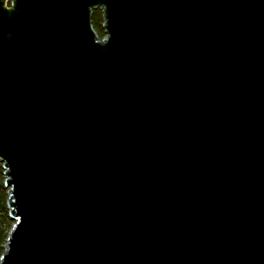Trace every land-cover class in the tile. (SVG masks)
Listing matches in <instances>:
<instances>
[{"label":"water","instance_id":"water-1","mask_svg":"<svg viewBox=\"0 0 264 264\" xmlns=\"http://www.w3.org/2000/svg\"><path fill=\"white\" fill-rule=\"evenodd\" d=\"M7 1L0 264H264V0Z\"/></svg>","mask_w":264,"mask_h":264},{"label":"trees","instance_id":"trees-1","mask_svg":"<svg viewBox=\"0 0 264 264\" xmlns=\"http://www.w3.org/2000/svg\"><path fill=\"white\" fill-rule=\"evenodd\" d=\"M102 12L100 9H94L92 11V25L94 30L101 38L104 33L101 28ZM7 188L4 187V175L2 163L0 162V255L3 252V247L8 234V231L12 225V221L8 217V209L6 206Z\"/></svg>","mask_w":264,"mask_h":264},{"label":"flooded vegetation","instance_id":"flooded-vegetation-1","mask_svg":"<svg viewBox=\"0 0 264 264\" xmlns=\"http://www.w3.org/2000/svg\"><path fill=\"white\" fill-rule=\"evenodd\" d=\"M10 6H11L10 2L6 0V2H5V7H6V8H10Z\"/></svg>","mask_w":264,"mask_h":264}]
</instances>
